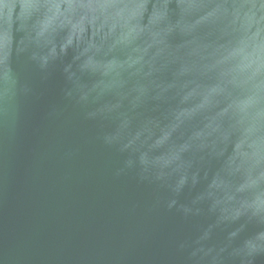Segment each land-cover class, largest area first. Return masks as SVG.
<instances>
[{"label":"water","instance_id":"water-1","mask_svg":"<svg viewBox=\"0 0 264 264\" xmlns=\"http://www.w3.org/2000/svg\"><path fill=\"white\" fill-rule=\"evenodd\" d=\"M0 264H264V0H0Z\"/></svg>","mask_w":264,"mask_h":264}]
</instances>
